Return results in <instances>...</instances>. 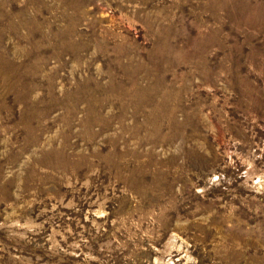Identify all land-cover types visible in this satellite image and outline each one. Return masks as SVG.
Instances as JSON below:
<instances>
[{"label":"rangeland","instance_id":"374dc122","mask_svg":"<svg viewBox=\"0 0 264 264\" xmlns=\"http://www.w3.org/2000/svg\"><path fill=\"white\" fill-rule=\"evenodd\" d=\"M0 264H264V0H0Z\"/></svg>","mask_w":264,"mask_h":264}]
</instances>
